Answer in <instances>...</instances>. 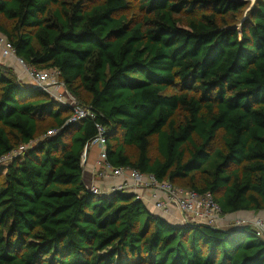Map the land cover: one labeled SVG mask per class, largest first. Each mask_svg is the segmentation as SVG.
Returning <instances> with one entry per match:
<instances>
[{
	"label": "trees",
	"instance_id": "16d2710c",
	"mask_svg": "<svg viewBox=\"0 0 264 264\" xmlns=\"http://www.w3.org/2000/svg\"><path fill=\"white\" fill-rule=\"evenodd\" d=\"M133 2L139 20L123 12ZM0 0L19 58L56 70L96 118L0 65V264H264L249 225H173L127 193L95 195L83 155L210 193L223 215L264 212V0ZM49 131L56 134L48 136ZM221 135L223 147L214 143ZM156 138L158 157L151 154ZM132 150V152H130Z\"/></svg>",
	"mask_w": 264,
	"mask_h": 264
},
{
	"label": "built area",
	"instance_id": "2783aa9c",
	"mask_svg": "<svg viewBox=\"0 0 264 264\" xmlns=\"http://www.w3.org/2000/svg\"><path fill=\"white\" fill-rule=\"evenodd\" d=\"M10 59H13L21 68L18 81L24 83L23 79L28 78L32 84L39 89V91L50 95L57 103L65 105L71 109L72 114L68 123H77L87 119L94 120L96 118V115L90 108L79 105L73 97H56L62 96V94H57H59L60 88H65L64 84L60 83L58 80V71L38 70L29 67L24 60L17 56L9 39L0 34V65H4ZM96 127L98 134L90 142L89 148L95 146L100 148L98 165L100 166L101 174L105 177H125L131 181V184L125 183L114 185L107 193H103L97 187L90 185L88 189L91 193L100 195L116 192L128 193L129 191H132L136 194L134 197L143 203L152 199L155 208L166 215L170 214L173 209H177V211L181 213L182 225L194 223L221 228L219 224L226 215L222 214L218 203L210 193L200 194L189 189L179 188L169 181H159L151 174H143L128 167H113L108 161L106 130L100 124H97ZM55 134V131L48 132V136H53ZM27 148L28 146H21L19 149L0 157V166L7 164L16 157L22 155ZM89 148H86V151ZM138 191H142V193L138 194ZM145 192L149 193L150 198L144 195ZM251 226L255 229L257 236L264 239L263 221L257 220L254 222V225Z\"/></svg>",
	"mask_w": 264,
	"mask_h": 264
},
{
	"label": "crops",
	"instance_id": "0c3cea01",
	"mask_svg": "<svg viewBox=\"0 0 264 264\" xmlns=\"http://www.w3.org/2000/svg\"><path fill=\"white\" fill-rule=\"evenodd\" d=\"M1 34V33H0ZM7 69H10L13 73V75L18 79L19 74L21 73V68L17 65V63L10 59L8 60L4 65ZM24 85H32V82L25 78ZM28 87V86H27ZM99 156H100V148L95 146L91 147L87 150L86 153L83 155V182L84 184L89 187L90 185H93L97 187L100 191L103 193H107L111 187L114 185L119 184H131V181L125 177H105L101 174L100 166L98 165L99 162ZM142 191H138V194H141ZM127 194H133L136 195L134 192L129 191ZM148 198H150L149 193H144ZM144 205L148 209V211L154 215V216H160L165 221L169 222L173 225H182L181 223V213L177 211V209H173L170 214H164L160 210L155 208L154 201L152 199L147 200L144 202ZM237 214H241L240 216L245 217L248 220H253L254 222L256 220H261L264 223V212H239ZM231 216V215H230ZM260 217V218H259ZM248 222V221H247ZM252 223H238L229 226L230 228H237L239 226L243 225H251ZM253 225V224H252Z\"/></svg>",
	"mask_w": 264,
	"mask_h": 264
},
{
	"label": "rangeland",
	"instance_id": "374dc122",
	"mask_svg": "<svg viewBox=\"0 0 264 264\" xmlns=\"http://www.w3.org/2000/svg\"><path fill=\"white\" fill-rule=\"evenodd\" d=\"M245 1L249 3V8L245 12L244 18L246 17V13H248L254 7V5H255V3H256L257 0H255V3H254V0H245ZM137 7H138L137 2H133L131 4L130 8L127 11L123 12V14L126 15L129 19H133V20H136L137 21L141 17V13L137 9ZM0 21L4 24L5 27H7V28H10L11 27V23L8 22V21L3 20L1 17H0ZM58 80H59L60 83H62L60 81V79H58ZM61 94H62V96H56V97H63V96H66V97L67 96H71L72 97V95H70L67 92L66 88H62V89L60 88L59 89V94H57V95H61ZM221 135H222V133H220L219 136H218V138L216 139V141L214 143V148L215 147H223V143L221 141ZM152 143L153 144H152V148H151V151H152L151 154H152V157L155 158V157H158L157 148H156V138H153ZM130 152H132V150H130ZM176 186L179 187V188L187 189L186 182H180L179 184H176ZM240 215L241 214H237V213L231 214V216L230 215H226V217L221 220L219 226L221 228H223V229L224 228H227L228 229L229 226H231V224L234 225V224L244 223V222L245 223H252L254 225V221L253 220L252 221L251 220H248L245 217H242Z\"/></svg>",
	"mask_w": 264,
	"mask_h": 264
},
{
	"label": "water",
	"instance_id": "95a60500",
	"mask_svg": "<svg viewBox=\"0 0 264 264\" xmlns=\"http://www.w3.org/2000/svg\"><path fill=\"white\" fill-rule=\"evenodd\" d=\"M254 3H255V0H254ZM28 87H30V88H33V89H35V90H37V91H39V89L36 87V86H34L33 84L32 85H27ZM87 152V151H86ZM85 152V153H86ZM130 196H135V195H133V194H130ZM156 218H158V219H163V218H161L160 216H155Z\"/></svg>",
	"mask_w": 264,
	"mask_h": 264
}]
</instances>
